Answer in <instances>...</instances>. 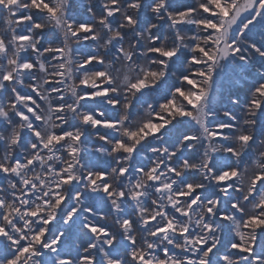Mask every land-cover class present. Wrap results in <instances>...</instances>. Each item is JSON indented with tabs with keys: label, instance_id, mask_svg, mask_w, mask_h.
Segmentation results:
<instances>
[{
	"label": "snow or ice",
	"instance_id": "obj_1",
	"mask_svg": "<svg viewBox=\"0 0 264 264\" xmlns=\"http://www.w3.org/2000/svg\"><path fill=\"white\" fill-rule=\"evenodd\" d=\"M0 264H264V0H0Z\"/></svg>",
	"mask_w": 264,
	"mask_h": 264
},
{
	"label": "trees",
	"instance_id": "obj_2",
	"mask_svg": "<svg viewBox=\"0 0 264 264\" xmlns=\"http://www.w3.org/2000/svg\"><path fill=\"white\" fill-rule=\"evenodd\" d=\"M231 87L233 89L242 88V87H244V84L242 82L241 83H237V82L233 81Z\"/></svg>",
	"mask_w": 264,
	"mask_h": 264
}]
</instances>
